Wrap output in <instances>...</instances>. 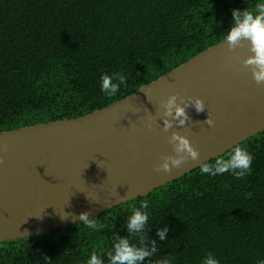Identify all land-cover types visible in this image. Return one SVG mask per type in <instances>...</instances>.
<instances>
[{
    "label": "trees",
    "instance_id": "obj_1",
    "mask_svg": "<svg viewBox=\"0 0 264 264\" xmlns=\"http://www.w3.org/2000/svg\"><path fill=\"white\" fill-rule=\"evenodd\" d=\"M257 0H0V133L77 119L133 95L223 42L233 9ZM124 73L116 97L102 74ZM254 157L245 179L190 174L95 217L99 231L77 223L0 243V264H87L127 235L131 210L149 204L151 239L174 264H221L264 258V131L239 145ZM229 152L221 158H226ZM169 228L161 242L156 228ZM135 242V240H133Z\"/></svg>",
    "mask_w": 264,
    "mask_h": 264
},
{
    "label": "water",
    "instance_id": "obj_2",
    "mask_svg": "<svg viewBox=\"0 0 264 264\" xmlns=\"http://www.w3.org/2000/svg\"><path fill=\"white\" fill-rule=\"evenodd\" d=\"M219 44L87 116L0 133V243L67 228L81 222V213L93 219L145 198L262 133L264 84L244 66L249 46L233 51ZM172 95L185 104L201 99L206 110L188 108L187 125L174 122L165 132L162 104ZM208 113L212 127L203 123ZM173 132L187 137L200 158L157 173L161 158L174 155Z\"/></svg>",
    "mask_w": 264,
    "mask_h": 264
},
{
    "label": "clouds",
    "instance_id": "obj_3",
    "mask_svg": "<svg viewBox=\"0 0 264 264\" xmlns=\"http://www.w3.org/2000/svg\"><path fill=\"white\" fill-rule=\"evenodd\" d=\"M249 46L251 55L244 61V66L252 72L257 85L264 84V0H257L253 9H233L231 13V27L227 30L223 38V43L229 50H235L244 45ZM219 44V45H221ZM128 78L124 73H104L100 77L101 92L108 98L116 97L121 91V87H127ZM143 88L142 90H144ZM178 96H170L162 104L164 109L162 120L165 132L174 127V122L178 127H184L191 120L188 115V108L195 109L197 114L203 113L206 106L201 99H195L190 104H185L182 100L178 103ZM170 118V119H169ZM212 127L214 120L208 113V118L203 122ZM169 143L173 147L174 155H167L161 158L162 163L154 169L157 173H169L173 168L180 169L183 165L196 162L200 158L199 151L193 147L190 140L176 132H173ZM226 158L217 157L214 160L204 162L199 165L200 174L215 178L225 173L230 174L235 179L242 180L253 172V161L255 157L245 148L238 145L233 147ZM2 163V161H0ZM149 204L142 202L139 207L131 210L127 217V235H114L111 250L107 252L108 264H174V258L164 256L153 262V257L159 256L157 242L151 239L148 233L150 213ZM81 224L93 232L99 231V225L95 218L89 219L88 213H81L79 217ZM169 228H156V235L161 242L168 239ZM135 240V242H133ZM105 256L93 252L87 264H105ZM48 258L45 257V264ZM202 264H221L214 253L209 252L202 261ZM257 264H264V258L258 259Z\"/></svg>",
    "mask_w": 264,
    "mask_h": 264
}]
</instances>
